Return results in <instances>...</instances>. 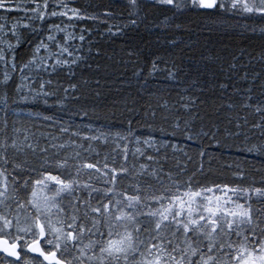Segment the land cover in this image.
<instances>
[{"label":"snow or ice","instance_id":"snow-or-ice-1","mask_svg":"<svg viewBox=\"0 0 264 264\" xmlns=\"http://www.w3.org/2000/svg\"><path fill=\"white\" fill-rule=\"evenodd\" d=\"M29 2L33 7L21 8L9 4L8 0H0V9L10 13L22 11L28 20L22 25L19 22L13 24L8 31L6 25L0 24V33L4 37L16 38V45H13L0 37L9 52L19 45L17 28L34 31V21L43 24L52 17H67L69 21L98 19L79 8L69 7L64 0H60L56 8L65 10L53 9L50 12L49 0H43V3L38 0ZM153 3L181 13L213 10L215 13L259 17L264 24V0H153ZM128 4L133 10L140 6L138 0H128ZM131 23L136 24V20ZM83 31L86 30H81V35L77 37L67 27L53 24L48 29L46 42L42 40L37 45L33 59L19 71L23 74L35 65L37 70L47 71L51 68L55 73L58 68L67 67L69 73L74 75L72 64L79 58L69 61L67 57L72 56L70 48L73 40L84 41ZM260 32L264 34V27L260 28ZM60 33L63 36L58 40L57 34ZM41 50L50 54L37 60L36 53ZM0 62L5 64L2 83L6 91L2 101L7 105V89L12 77L7 68L9 62L5 48H0ZM231 67L235 68V64ZM12 69H16L14 57ZM160 70L153 61L149 75ZM164 71L168 72V78L176 77L175 72L169 69ZM51 86V79L42 80L33 100L42 96L47 105L46 98L55 95V91L49 90ZM23 87L22 82L15 91L21 93V99L27 102L28 96L22 94ZM62 90L66 94L65 99L68 94H72L73 99H79L74 95L78 90L76 84H69ZM182 99H187V103L181 106L191 114V105L196 101ZM251 99V96L247 97V100ZM250 106L243 104L244 108ZM159 107L167 109V102ZM255 112L261 118L253 127L264 129V108L257 107ZM145 115L154 119L157 113L149 111ZM43 119L53 118L45 116ZM163 119L167 121L169 117L163 116ZM194 119L189 115L181 122V118L173 117L172 131L167 134L182 137L181 143H197L201 137H208L215 148L223 147L217 138L219 128L215 131L200 128L197 131ZM131 124L130 120L127 134L116 133L114 140L121 143H116L114 154L105 155L101 161L98 159L100 153L92 148L91 143L86 149L82 143L52 144V148L56 149L52 155H48V148L45 147L41 149L44 155L37 156L33 143L28 142V134L23 136V140L19 139V129H13L16 135L9 142L5 122L4 128L0 129V253L13 259L0 260V264H264V207L253 204L254 195L258 198L256 203L264 205V187L245 186L243 169L233 174L237 183L209 187L196 179L195 171L187 179L181 180V173L173 176L170 170L165 172L162 165L152 167L151 163H139L137 167L136 163H132L129 167L130 159L137 161L141 157L160 165L156 157L162 149L164 155L161 159L165 162L168 150L192 159L185 150L186 145L181 147V143L163 141L157 143L151 137L142 139L132 131ZM236 127L239 129L241 125L238 123ZM59 131L84 141L104 144L110 138L103 131L97 135L81 136L79 126L76 131L61 126ZM160 131L166 130L162 127ZM227 136L239 137L241 132H229ZM52 139L58 138L52 136ZM245 140H248L247 136ZM67 147L72 148L71 154L61 156L60 150ZM9 149L13 151L10 153ZM25 149L31 150L36 159L25 158L17 163V154L27 157ZM236 151L264 154V142L236 146ZM89 152H93L96 159L86 155ZM199 155L201 158L207 155V150L202 146ZM118 157L122 162H118ZM176 167H181L179 162ZM236 167L239 169L240 166ZM183 171H187V165L183 166ZM197 171H203V162ZM125 180L128 181L126 185Z\"/></svg>","mask_w":264,"mask_h":264},{"label":"trees","instance_id":"trees-1","mask_svg":"<svg viewBox=\"0 0 264 264\" xmlns=\"http://www.w3.org/2000/svg\"><path fill=\"white\" fill-rule=\"evenodd\" d=\"M82 3L76 6L83 7ZM88 4L89 15L102 20L89 19L80 24L84 25L86 35L80 58L72 64L74 75L67 67L58 68L55 73L30 67L22 74L19 69L33 59L42 36L40 32L28 29L18 30L19 45L6 54L7 68L12 77L7 89V105L2 101L6 91L2 83L5 64L0 63V129L7 122L9 142L16 135L15 128L20 130V140L25 134L29 135L28 142L33 143L37 156L44 155L41 149L45 147L48 148V155H52L56 151L52 144L82 143L86 149L91 143L92 148L100 153L98 159L103 161L105 155L114 154L116 143H121L114 137L116 133L127 134L130 120L132 131L142 139L151 137L157 143L176 144L181 143L182 137L167 134L172 131L173 117L181 118L183 122L191 115L195 118L193 123L197 131L200 128L205 131L219 128L217 138L223 147L217 149L208 137H201L197 143H181V147L186 145L185 150L191 160L182 153L173 154L168 150L165 162L161 159L164 155L162 149L156 157L160 165L141 157L137 161L130 159L129 167L132 163H136L137 167L139 163H151L152 167L162 165L164 171L170 170L173 176L181 173V180L195 171L196 179L209 187L237 183L233 174L243 169L245 186L264 187V154L236 151V146L264 142V135H261L264 129L253 127L261 118L255 109L264 108V34L260 32L264 24L259 18L256 24L252 18L231 20L213 10L181 13L147 0H138L140 6L135 10L128 0H88ZM130 12L134 14L130 15ZM132 20H136V24H132ZM10 43L16 45V40L12 39ZM13 57L15 70L12 69ZM153 61L161 70L149 75ZM233 64L235 68L231 67ZM164 69L175 72L176 77L168 78ZM49 79L52 80L49 90L55 91V95L46 98L47 105L42 96L33 100L39 83ZM33 81L36 83L33 84ZM22 82V94L28 96L27 102L21 99V93L15 91ZM69 84L77 85L74 95L79 97L78 100L73 99L72 94L65 99L62 89ZM29 86L32 94L28 93ZM248 96L252 98L250 101ZM182 97L196 101L191 105V114L181 106L187 103V99ZM165 102L167 109L159 107ZM244 103L251 106L244 108ZM149 111H156L154 119L145 115ZM85 112L87 115H84ZM45 116L53 119L45 120ZM163 116L169 119L165 121ZM238 123L241 125L239 129L236 127ZM61 126L70 127V131H76L79 126L81 136L97 135L103 131L109 134V142L84 141L70 136V133H61ZM162 127L166 131H160ZM236 131H240L241 136H227V133ZM52 136L58 139L53 140ZM201 146L207 150L203 158L199 155ZM84 149L79 150L83 152ZM12 151L9 149L10 153ZM25 152L27 157L17 154V163L25 158L36 159L31 150L25 149ZM71 152V147L60 150L61 156ZM150 154L156 156L155 153ZM86 155L96 159L93 152ZM117 160L122 162L119 157ZM177 162L180 168L176 167ZM201 162L202 172L197 171ZM184 165H187V171H183ZM236 165L240 166L239 169ZM124 183L126 185L128 181ZM0 260L7 261L3 256Z\"/></svg>","mask_w":264,"mask_h":264},{"label":"rangeland","instance_id":"rangeland-1","mask_svg":"<svg viewBox=\"0 0 264 264\" xmlns=\"http://www.w3.org/2000/svg\"><path fill=\"white\" fill-rule=\"evenodd\" d=\"M144 1H146V0H144ZM147 1L153 2V0H147ZM38 2L43 3V0H38ZM64 2L67 3L69 7H76V8L81 9L82 11H86L87 14L89 15L90 7H87L89 5L88 4V0H77V1L76 0H64ZM81 2H83L82 3L83 7L76 6V4H81ZM8 3L13 5V6L19 5L21 8H31V7H33V5L29 2V0H8ZM59 3H60V0H49V9H48L49 12L52 11L53 9H55L57 11L65 10V9H62V8H56V5L59 4ZM223 14H224V16L226 18H230L231 20H233V19L244 20V19H247V18H252V19L255 20L256 24H258L257 20H258L259 17H249V16H245L243 14H234V15L231 14V13H223ZM69 15H71V13H69ZM97 20L101 21L102 19L98 18ZM83 21H85V20H81V21L72 20V21H69L67 19V17H52L50 19H46L43 22V24H41V22H39V21H34L33 24H32V28L35 29L34 32H40V35L42 36L40 40H44L46 42V37L49 34L48 29L53 24H60L61 27H67L68 31L74 32L75 35L77 37H79V35H81V30H83V28H84V25H80ZM93 21H96V20H93ZM18 22L21 25L24 24V23H28L27 18L24 16V12L20 11V12H11L10 13V12H7V11H4V10L0 9V24L6 25V31L10 30L11 26L13 24H15V23H18ZM70 25H74V27H71ZM44 28H46V29L41 31ZM24 29L25 28H23V27H18L17 28V35H18V30L19 31H23ZM28 30H32V29H28ZM83 35L84 36L86 35L85 31H83ZM62 36H63V33L57 34L58 40ZM0 37H3L4 40H7L8 42H10L12 39L16 40L15 37H11V36L4 37L3 33H0ZM62 42L63 41L61 40V43ZM84 42H85V39H84V41H80L79 39H75V40H73L71 42L70 51L72 52V56L71 57H67V59H69V61H71L72 59L77 58V57L80 58V52H81V48H82V45H83ZM0 48H5L6 54L11 53V52L7 51V45L2 40H0ZM49 54H50V52H45V51L41 50L39 53H36L37 60L39 59L40 56H45L46 57ZM53 62L54 61H46V63H53ZM0 63H2V62H0ZM30 67H31V69L37 70L35 65L30 66ZM37 71H43V70H37ZM49 71H52L51 68H49L47 70V72H49ZM28 93L32 94L30 91H28ZM217 194H219V193H217ZM257 199L258 198L253 195V203L254 204H257L256 203Z\"/></svg>","mask_w":264,"mask_h":264},{"label":"water","instance_id":"water-1","mask_svg":"<svg viewBox=\"0 0 264 264\" xmlns=\"http://www.w3.org/2000/svg\"><path fill=\"white\" fill-rule=\"evenodd\" d=\"M0 254H2V255H4V256H5V254H3V253H0ZM8 258H10V259H13V258H11V257H8Z\"/></svg>","mask_w":264,"mask_h":264},{"label":"bare ground","instance_id":"bare-ground-1","mask_svg":"<svg viewBox=\"0 0 264 264\" xmlns=\"http://www.w3.org/2000/svg\"><path fill=\"white\" fill-rule=\"evenodd\" d=\"M28 31H32V30H28ZM254 204V203H253ZM254 206H255V204H254Z\"/></svg>","mask_w":264,"mask_h":264}]
</instances>
